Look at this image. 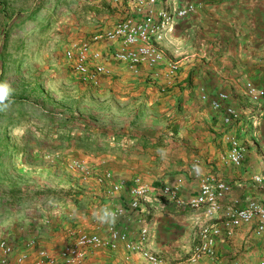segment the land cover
I'll list each match as a JSON object with an SVG mask.
<instances>
[{
  "label": "rangeland",
  "instance_id": "obj_1",
  "mask_svg": "<svg viewBox=\"0 0 264 264\" xmlns=\"http://www.w3.org/2000/svg\"><path fill=\"white\" fill-rule=\"evenodd\" d=\"M121 1L0 0V85L9 90L0 101V241L15 248L34 237L40 247L57 251L65 227L93 229L86 192L100 187L68 172L69 159L83 160L98 172L144 171L116 161L145 139L161 147L180 115L185 101L175 96L177 85L164 92L165 86L131 77L119 66L98 89L72 75L65 47L111 27L126 10ZM212 28L210 23L186 31L185 48H226L227 37L214 36ZM173 41L167 42V55L182 63L171 51ZM198 72L195 66L187 74L190 81L182 79V92L196 89ZM8 121L15 125L7 127ZM77 202L86 211L73 205ZM44 218L51 225L43 224ZM115 255L93 253L85 264H114Z\"/></svg>",
  "mask_w": 264,
  "mask_h": 264
},
{
  "label": "crops",
  "instance_id": "obj_2",
  "mask_svg": "<svg viewBox=\"0 0 264 264\" xmlns=\"http://www.w3.org/2000/svg\"><path fill=\"white\" fill-rule=\"evenodd\" d=\"M202 3L193 17L174 27L164 43L167 50L169 38L174 40L171 51L180 56L182 63L179 61V64L183 66L175 81L174 92L177 90L175 96L185 102L174 120L173 129L167 131L168 138L161 147H154L153 140L146 143L145 139L141 143H133L130 147L133 150L124 151L116 161L143 166L144 171H127L125 176L122 172L115 174L127 179L141 175L146 182L156 186L171 184L181 178V194L187 198L197 191L196 182L187 173L189 163L196 155L202 162L200 172L210 173L231 186L230 193L222 202L223 207H242L249 200L264 204V97L252 101L246 94L249 83L264 89V0H203ZM210 23L213 24L214 36L225 35V45L228 46L213 49V52L201 47L185 48L186 31L205 29ZM195 66L199 67L196 89L182 92L180 88H185V84L181 81ZM200 89L210 97L218 91L228 93L230 103L241 110L240 123L231 128L247 143L246 158L241 166L222 162L221 156L228 150L222 137L230 129L222 124L219 114L209 104L200 100ZM255 177L260 181L256 182ZM96 189L97 192H86L89 203L85 214L100 223L99 233L103 235L110 224L131 229L134 220L130 214L131 217L116 221L109 219L104 223L97 218L102 213L99 208L103 203L127 206L128 195L122 192L111 201L104 197L102 189ZM143 216L150 227L149 248L160 253L169 264L185 263L203 226L217 224L222 228L221 213L207 218L203 210L180 209L171 201L153 196L144 205ZM263 252L264 234L257 235L253 224H243L229 234L223 232L216 239L214 257L203 258L198 264H260ZM111 253L116 254L114 264H144L135 255L126 260L121 250Z\"/></svg>",
  "mask_w": 264,
  "mask_h": 264
},
{
  "label": "built area",
  "instance_id": "obj_3",
  "mask_svg": "<svg viewBox=\"0 0 264 264\" xmlns=\"http://www.w3.org/2000/svg\"><path fill=\"white\" fill-rule=\"evenodd\" d=\"M202 5L201 0H127L126 10L119 20L109 28L71 41L63 51L64 59L80 82L91 87H102L105 80L116 76V66L131 77L171 87L178 79L180 64L167 55L164 43L174 27L193 17ZM246 94L250 100L257 101L264 97V89L249 83ZM200 100L209 104L219 114L222 124L230 129L222 137L228 146L221 156L222 162L241 166L246 158L247 143L231 130L240 123L241 110L230 103V95L226 92L218 91L210 97L200 89ZM201 163V158L196 155L189 163L187 173L196 182L197 191L185 198L181 194V178L171 184L156 186L146 182L141 175L127 179L108 169L95 171L83 160L69 159L67 171L79 174L84 182L94 181L106 199L112 201L122 192L128 195L127 206L103 203L99 209L113 213V221L132 216V228L121 229L110 224L102 235L96 220L93 229L65 227L57 251L40 247L34 237L21 248L1 240L0 264H85L93 253L120 250L125 253L126 260L135 255L144 264H169L160 253L149 248L150 227L143 216V207L151 196L171 201L180 209L203 210L207 218L222 214L224 230L217 224L203 226L184 264H198L203 258H213L216 239L240 225L253 224L257 235L264 234V204L249 200L242 207H223L222 202L231 186L210 173L200 172ZM254 180L259 182L260 178ZM66 217L73 218L74 211ZM50 222V218H44L43 224L51 225ZM261 260L260 264H264V252Z\"/></svg>",
  "mask_w": 264,
  "mask_h": 264
},
{
  "label": "trees",
  "instance_id": "obj_4",
  "mask_svg": "<svg viewBox=\"0 0 264 264\" xmlns=\"http://www.w3.org/2000/svg\"><path fill=\"white\" fill-rule=\"evenodd\" d=\"M121 4H123V6H127V0H122L121 1ZM95 10H97V8H95ZM72 75H74L73 73H72ZM75 76V75H74ZM75 78L76 79H78L76 76H75ZM79 80V79H78ZM145 80V81H144ZM144 82H146L147 81V79H145L144 78ZM80 81V80H79ZM186 81L187 82H189L190 81V79H189V76H187L186 77ZM154 84H159L160 86H165V87H163L162 88V90L164 91V92H166V91H169V89L172 87H167L165 84H163V83H161V82H158V83H154ZM188 84V83H187ZM82 85H84L83 83H82ZM175 85V84H174ZM173 85V86H174ZM84 86H86V87H89V88H93V89H98L97 87H91V86H89V85H84ZM13 125H15V121H8V123H7V127H11V126H13ZM174 131H176V128L174 129ZM85 199V198H84ZM75 207H77V209L79 210V211H84L85 210V208H87V206H88V204L86 205V204H84V205H86V207L85 208H83V209H80V203H75V204H73ZM59 227H58V225H56L55 226V229H58ZM23 245H24V243H22V247H23Z\"/></svg>",
  "mask_w": 264,
  "mask_h": 264
},
{
  "label": "clouds",
  "instance_id": "obj_5",
  "mask_svg": "<svg viewBox=\"0 0 264 264\" xmlns=\"http://www.w3.org/2000/svg\"><path fill=\"white\" fill-rule=\"evenodd\" d=\"M8 93L9 90L7 85H0V101L6 99ZM97 218L101 223H104L108 222L110 218L114 220V214L109 212L108 210H103L102 213L97 216Z\"/></svg>",
  "mask_w": 264,
  "mask_h": 264
}]
</instances>
